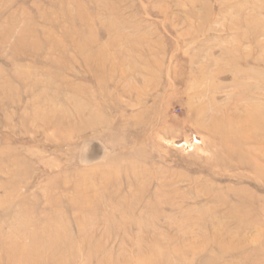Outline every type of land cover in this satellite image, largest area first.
<instances>
[{"label":"rangeland","instance_id":"rangeland-1","mask_svg":"<svg viewBox=\"0 0 264 264\" xmlns=\"http://www.w3.org/2000/svg\"><path fill=\"white\" fill-rule=\"evenodd\" d=\"M0 264H264V0H0Z\"/></svg>","mask_w":264,"mask_h":264}]
</instances>
